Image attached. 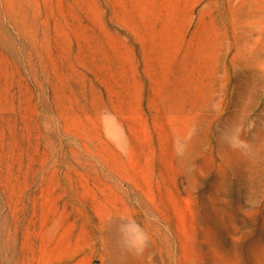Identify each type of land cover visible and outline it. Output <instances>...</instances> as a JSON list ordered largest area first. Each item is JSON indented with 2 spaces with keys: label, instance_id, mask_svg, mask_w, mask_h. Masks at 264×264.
Masks as SVG:
<instances>
[{
  "label": "rangeland",
  "instance_id": "obj_1",
  "mask_svg": "<svg viewBox=\"0 0 264 264\" xmlns=\"http://www.w3.org/2000/svg\"><path fill=\"white\" fill-rule=\"evenodd\" d=\"M0 264H264V0H0Z\"/></svg>",
  "mask_w": 264,
  "mask_h": 264
},
{
  "label": "bare ground",
  "instance_id": "obj_2",
  "mask_svg": "<svg viewBox=\"0 0 264 264\" xmlns=\"http://www.w3.org/2000/svg\"><path fill=\"white\" fill-rule=\"evenodd\" d=\"M245 171V170H248V169H246V168H238V167H235L234 169L232 168V167H229L228 169H227V171H226V173H233V171Z\"/></svg>",
  "mask_w": 264,
  "mask_h": 264
}]
</instances>
